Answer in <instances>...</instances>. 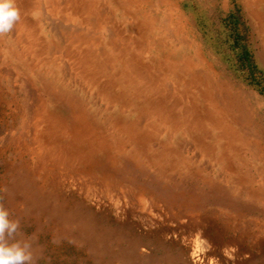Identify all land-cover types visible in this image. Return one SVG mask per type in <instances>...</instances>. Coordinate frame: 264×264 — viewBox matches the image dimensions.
Returning <instances> with one entry per match:
<instances>
[{"label":"rangeland","instance_id":"obj_1","mask_svg":"<svg viewBox=\"0 0 264 264\" xmlns=\"http://www.w3.org/2000/svg\"><path fill=\"white\" fill-rule=\"evenodd\" d=\"M14 2L6 239L30 264H264V0Z\"/></svg>","mask_w":264,"mask_h":264},{"label":"clouds","instance_id":"obj_2","mask_svg":"<svg viewBox=\"0 0 264 264\" xmlns=\"http://www.w3.org/2000/svg\"><path fill=\"white\" fill-rule=\"evenodd\" d=\"M20 12L14 0H0V34L10 32L19 20ZM18 230V221L7 208L0 206V264H30L32 253L28 242L8 240Z\"/></svg>","mask_w":264,"mask_h":264},{"label":"bare ground","instance_id":"obj_3","mask_svg":"<svg viewBox=\"0 0 264 264\" xmlns=\"http://www.w3.org/2000/svg\"><path fill=\"white\" fill-rule=\"evenodd\" d=\"M40 2V1H39ZM41 5L43 4L44 6V8H46L48 5H50L51 7L54 5V8H57L58 7V5H61L62 3L64 4V2H63V0H41ZM66 4V3H65ZM67 5V4H66ZM60 7V6H59ZM40 10V9H39ZM46 11V10H45ZM89 16V15H88ZM85 18V17H84ZM89 18L90 17H88V20H89ZM78 30V29H77ZM73 31H71V30H68L67 31V37H69V38H74V40H78L79 38L80 39H82V35H80V34H75V33H72ZM89 39V38H88ZM88 41V40H87ZM89 43V42H88ZM89 45V44H88ZM38 146V145H37ZM40 148V147H39ZM35 152V151H34ZM56 157V156H55ZM60 159V158H59ZM195 242V241H194ZM196 244L195 245H193V250H192V254H194V255H192V256H194V257H197L198 256V253H197V251H196V249L194 248L196 245H197V242H195ZM199 258V257H198Z\"/></svg>","mask_w":264,"mask_h":264}]
</instances>
